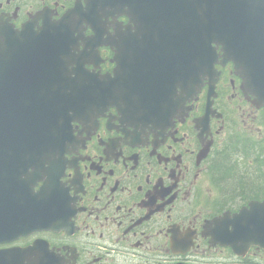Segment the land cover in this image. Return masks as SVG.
Returning a JSON list of instances; mask_svg holds the SVG:
<instances>
[{"label":"flooded vegetation","instance_id":"1","mask_svg":"<svg viewBox=\"0 0 264 264\" xmlns=\"http://www.w3.org/2000/svg\"><path fill=\"white\" fill-rule=\"evenodd\" d=\"M89 1L0 0V29L12 34L34 23L39 32L43 19L59 21L77 5L85 12ZM128 11L123 5L120 14H107V8L97 12L106 25L105 39L117 40L127 31ZM70 23L68 32L76 37L93 34L77 15ZM97 55V63L86 59L91 64L85 70L113 76L115 48L104 45ZM219 61L213 65L219 76L206 123L207 76L192 77L193 89L199 79L203 83L194 98L176 90L171 118L160 124L127 123L111 105L87 104L83 111L97 116L72 123L62 174L50 193L57 228L32 232L0 249L42 241L59 264H264V250L252 247L237 257L211 240L215 220L249 203L235 201L230 190L218 186L210 170L213 152L228 136L257 133L256 119L264 109L243 94L232 64Z\"/></svg>","mask_w":264,"mask_h":264},{"label":"water","instance_id":"2","mask_svg":"<svg viewBox=\"0 0 264 264\" xmlns=\"http://www.w3.org/2000/svg\"><path fill=\"white\" fill-rule=\"evenodd\" d=\"M198 1L200 18L195 15L185 20L183 43L174 46L170 54L174 60L170 62V69H177L182 60L187 70L188 78L179 82V86L187 91L191 73L200 71V75L211 77L209 99L216 82L213 78L219 76L213 65L221 58V65L232 63L234 73L242 80L244 94L255 97L253 103L257 108L264 107V0ZM216 47H220L221 55L215 53ZM32 52L34 48H29L28 53ZM118 81L117 78L108 82V86ZM85 85L71 89L67 84L70 93L47 99H32L28 95L21 102L0 96V242L23 236L29 227V224L23 226V195L29 188L23 183V165L40 163L43 157L45 161L52 150L57 149L54 139L63 134L67 126V122L58 120L62 112L92 103L97 95L101 98V85L92 84L87 78L82 81V86ZM117 86L125 92L136 90L128 80L114 87ZM86 97L91 98L83 99ZM109 99L114 103L126 100L120 95H110ZM208 108L209 104L204 123ZM31 211L35 213L34 209ZM215 224L211 233L213 244L229 247L237 256L244 255L252 246L264 249V200L250 202L232 217L225 214ZM10 252L0 254V259L11 258L12 264L23 263V250Z\"/></svg>","mask_w":264,"mask_h":264},{"label":"trees","instance_id":"3","mask_svg":"<svg viewBox=\"0 0 264 264\" xmlns=\"http://www.w3.org/2000/svg\"><path fill=\"white\" fill-rule=\"evenodd\" d=\"M256 125L255 134L230 136L211 160L213 178L219 187L232 192L235 201L264 199V109Z\"/></svg>","mask_w":264,"mask_h":264},{"label":"rangeland","instance_id":"4","mask_svg":"<svg viewBox=\"0 0 264 264\" xmlns=\"http://www.w3.org/2000/svg\"><path fill=\"white\" fill-rule=\"evenodd\" d=\"M214 255H217V254H214ZM262 255H264V254H262ZM218 256V260H220V258H221V255H217Z\"/></svg>","mask_w":264,"mask_h":264}]
</instances>
